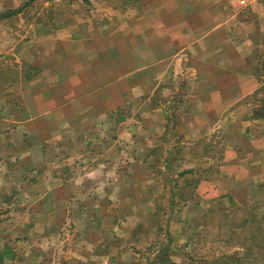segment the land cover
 I'll return each instance as SVG.
<instances>
[{"label":"crops","instance_id":"crops-1","mask_svg":"<svg viewBox=\"0 0 264 264\" xmlns=\"http://www.w3.org/2000/svg\"><path fill=\"white\" fill-rule=\"evenodd\" d=\"M84 1L106 17L0 18L20 27L0 32V264H57L58 250L63 264H139L107 247L130 204L155 200L162 138L184 257L170 264L204 232L243 249L264 233V0Z\"/></svg>","mask_w":264,"mask_h":264},{"label":"rangeland","instance_id":"rangeland-1","mask_svg":"<svg viewBox=\"0 0 264 264\" xmlns=\"http://www.w3.org/2000/svg\"><path fill=\"white\" fill-rule=\"evenodd\" d=\"M84 2V0H0V18L2 14L8 11H20L21 15H15V18L22 19V17H27L34 19L41 14L43 20L50 19L51 17L59 18L60 21L62 20V25L64 27L67 25L69 27L72 24L71 21H73V19L82 21L81 19L84 15L90 16L95 20H98V18L100 19L101 17H106L105 12H99L97 8L84 9L83 6L85 7L88 5ZM35 3L38 4L36 5ZM25 5H28V7L22 8ZM26 8L28 10L24 11L22 14V11ZM105 11L107 16H110L111 10ZM3 21L4 20L0 19V32L20 29L19 26H16V22L10 23ZM90 27L95 28V25ZM177 88H179L178 82L172 87L171 98H173L174 91H176L175 89ZM154 100L157 101L156 99ZM159 100H161V98ZM162 139H160V147L154 149V161L150 162L154 168L151 172H154L156 177L160 179L159 184L156 186L155 196L151 197L155 200H140L138 204L139 214H136L130 209L132 208L130 207V204L128 212L124 216V218H126H122V231L116 232L119 236H115V242H111L107 247L110 257L113 259L115 258V260H117L118 257H121L122 261H131L132 259L137 258L139 264H170L171 261L184 259V257L181 258L177 253H174L171 250V248L178 249L176 242L178 238H173L172 228L170 229L171 222L175 215L178 214V207L175 199L176 185L175 180L172 177L173 172L168 166L165 167V164L167 165L170 162L169 158H166L167 155L164 146H162ZM215 140L219 142L218 138L211 139L208 142V150L211 145L210 142H214ZM146 156L149 160L150 155L147 154V151H145L143 157L140 156V158L145 159ZM203 156L209 157L212 155L204 152ZM147 170L148 169L146 168L140 167L137 171L133 170V173L137 172L140 175V180H142V178L145 177ZM124 172L125 176L129 173L128 169L124 170ZM163 173H165V175H163ZM162 179H165V181L167 180V185L165 184L164 186ZM146 186L147 184H145V181L140 182V195H142L141 188H145ZM200 188H202V193H208L210 189L212 190V187L206 184ZM169 190L170 197L168 198ZM145 196L144 193V197ZM111 209L115 210L116 208L109 206L106 212L107 217L112 214L110 213L112 211ZM152 211H155V214L150 218V216L148 217V214ZM234 235L235 234L224 235L223 242L226 244H232L235 241L238 242L240 237L238 235L234 237ZM216 236L215 231H213V234L210 232H204V248L196 253H187V258L189 259L187 264H198L195 258L202 260V264H214L218 258H221L223 264H264V233L246 234L244 241L238 242L240 245H243V249L241 250H238V248L235 250L230 248L214 249L218 247L216 246ZM121 238L122 241L118 242ZM233 238H235V241ZM179 244L180 243H178V245ZM187 244L189 245L190 243ZM112 247L115 249H112ZM180 251L181 253L186 252L184 247L181 248ZM180 251L176 252L180 253ZM65 252V250L63 253L60 250L57 251V255H55L57 264L65 263L67 257Z\"/></svg>","mask_w":264,"mask_h":264},{"label":"trees","instance_id":"trees-1","mask_svg":"<svg viewBox=\"0 0 264 264\" xmlns=\"http://www.w3.org/2000/svg\"><path fill=\"white\" fill-rule=\"evenodd\" d=\"M19 12H20V11H17V12L8 11V12L2 14V15H1V18H8V17H10V16H14V15L18 14Z\"/></svg>","mask_w":264,"mask_h":264}]
</instances>
